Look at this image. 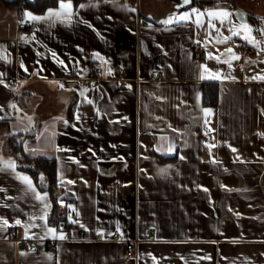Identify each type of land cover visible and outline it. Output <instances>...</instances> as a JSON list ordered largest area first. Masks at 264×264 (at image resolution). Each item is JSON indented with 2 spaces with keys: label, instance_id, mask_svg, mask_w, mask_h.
Returning a JSON list of instances; mask_svg holds the SVG:
<instances>
[{
  "label": "crops",
  "instance_id": "obj_1",
  "mask_svg": "<svg viewBox=\"0 0 264 264\" xmlns=\"http://www.w3.org/2000/svg\"><path fill=\"white\" fill-rule=\"evenodd\" d=\"M6 1L0 0V157L14 159L17 168L0 171V217L9 222L0 221V264H264V136L258 135L264 133V80L251 79L264 75V51L240 36L215 43L207 16L200 27L195 16L179 25L159 23L191 7L219 5L244 10L258 30L264 27V0H214L179 11L177 0L72 1L71 21L55 24L26 20L30 11L18 18L16 6ZM232 21L239 23L235 16ZM214 23L231 35L227 25ZM252 35L264 41L259 31ZM197 41L202 60L193 56ZM227 48L241 57L231 68L207 58ZM200 64L221 78L201 80ZM93 66L97 80L79 86ZM117 69L124 70L122 84ZM83 88L92 104L80 96ZM212 88L216 105L204 106ZM204 108L212 110L207 117ZM161 137L175 144L172 153L165 154L168 142ZM208 144L215 146L209 150ZM56 146L70 151L57 152ZM37 158L56 160L58 212L68 230L48 222L52 200L40 188L45 181L38 175L37 185L27 172ZM16 173L31 179L35 193ZM36 193L47 194L46 200ZM45 211L47 227L65 239L45 235L39 219ZM133 240L136 256L129 258L124 242Z\"/></svg>",
  "mask_w": 264,
  "mask_h": 264
},
{
  "label": "snow or ice",
  "instance_id": "obj_2",
  "mask_svg": "<svg viewBox=\"0 0 264 264\" xmlns=\"http://www.w3.org/2000/svg\"><path fill=\"white\" fill-rule=\"evenodd\" d=\"M59 2V7L56 9L53 8H49L47 10V12L42 15V16H36L33 15L31 12H25L24 13V17L26 20L28 21H34V22H40V21H51L53 24H55L56 22H70L71 18L74 15L73 12V4H72V0H58ZM192 3V0H181V3L178 4L176 7L179 8H183L186 7L188 5H190ZM86 5L81 4L79 7L80 8H84ZM131 11H135V9H130ZM195 16V23L198 27L202 26L204 23V17L207 16L208 18V29H211L215 32V37L213 38V32L210 31L208 33V36L210 38L214 39L215 43L218 44H222V43H226L228 41H230L232 39L233 36H240L242 39H244L245 41H247L249 44H251L252 46L256 47L258 49V51H264V41H260L257 40L252 33L254 31H259L261 36H264V27L256 30L254 29L251 25H249L244 19V14L237 12V13H233L231 12L228 8L225 7H220L219 5H217L214 8H205L203 10L197 8V7H191L189 11H184V12H177V13H172L170 14L166 19L159 21V23L163 24V25H172V24H182V23H187L189 21L192 20V17ZM235 16L240 22L238 24L233 23L232 21V17ZM109 19H111V17H109ZM214 21H218L221 27H224L225 25L228 26V31L231 32V35L229 36H224L223 33L220 32V29L216 27V24L214 23ZM85 23H87L86 21H84ZM89 27H91V25H88ZM149 27H151V25H149ZM168 30V29H165ZM21 39H24V37H21ZM212 42V39L206 40L205 41V47L207 46L208 43ZM197 43H200L199 41H197ZM53 57L56 56L55 53H52ZM227 55L228 59L227 60H221V56ZM207 58L208 59H216L217 63H227L228 66L231 68L232 64L231 62L234 60H239L241 59V57L237 54L234 53L232 48H227L225 50L224 53H221L220 56H216L213 57L212 53L209 52L207 54ZM93 59H97L102 61L103 63L107 64L109 63L108 61L104 60V57L100 56L99 53H93ZM262 63H264V61H261ZM60 64H63V61H59ZM21 67L23 68L24 65L21 64ZM201 69L200 72V79H220L221 78V74L219 71L213 72L212 70H210L205 64H200L198 66ZM25 71H27V69L25 68ZM107 75H111L112 74V69L108 68L106 71ZM3 74H0V76H2ZM234 79V78H233ZM251 79H259V80H264V75H259V76H253L251 77ZM0 83H3V80L0 79ZM7 86V85H5ZM60 88H64L63 84H59ZM127 87L131 88V85H127ZM88 91V89L83 88L80 90L79 94L80 96L84 97V99L87 101V103L92 104L93 101L88 99L85 96V93ZM197 99L199 100V97H197ZM12 108H16L15 104H10L9 105ZM0 111H3V108H0ZM17 111H19V109H17ZM211 109L208 108H204L203 112L205 114V116L207 117L208 115L211 114ZM0 119H4V117L0 116ZM26 119L29 121V123L31 124L32 122V117H26ZM62 119V118H59ZM77 120H79V115H77L76 117ZM124 119H127V117H124ZM157 119H160L159 117H157ZM65 124L68 123V121H64ZM205 123L208 124L210 123L208 120H205ZM25 131H27L28 129H24ZM173 131H177L176 129H173ZM212 129L209 128L208 132H211ZM207 135V132L205 133ZM12 135H14V133H12ZM258 135L264 136V133H259ZM162 140H164L165 142L169 141L168 137H161ZM26 143V142H25ZM209 150H211L215 145L212 144H208L206 145ZM175 148V144L168 142V146L167 149L165 150V154L168 153H172L173 150ZM26 150H28L26 148ZM55 150L57 152L60 151H70L69 149H64V148H60L59 146H56ZM157 151H161V148H157ZM233 152H236L237 150L235 148L231 149ZM32 151H37L35 149H33ZM69 159H73L72 157H69ZM181 160L184 159L183 156L180 157ZM237 159H239V157H237ZM78 163V161H76ZM213 163H216L215 160L212 161ZM171 167V166H169ZM16 168H17V164L16 161L12 158H8V159H4L3 157H0V171H6V170H10L12 172H16ZM160 172L162 174H166L167 173V169L166 168H162L160 169ZM17 179L21 180L23 183H25L28 187V189L32 192L35 193V188L32 184L31 179L26 176V175H21L19 173H16ZM41 180H43V176L41 175ZM58 180H61V183H63V180L61 179L60 175H58ZM67 183L72 184L74 183V181L68 180ZM0 191H4V189H0ZM204 191H207V189H204ZM46 196L47 194H44L43 196L40 193H36L35 194V198L39 201H44L46 200ZM60 204L62 207H67L69 209H71V212H75L76 216L78 217L80 215V213L78 211H76L75 208H73L71 205H65L63 203V201H60ZM50 207V205L45 204V209H48ZM48 216V212L45 211L43 213L42 216L39 217V219L44 220L45 221V227L47 228V232L45 233V235L51 234L52 238L54 239H60L63 240L65 239V236L62 232H60L59 234L57 233V229L55 227H47V223H46V217ZM30 219H33L32 217H30ZM69 220L72 223H79L78 219H73L71 215H69ZM0 221H2V224L4 226H8L9 222L7 219H4L3 217H0ZM15 223L17 225L21 224V221L19 219H17L15 221ZM37 225L33 224L30 227H36ZM26 228L28 226H25ZM81 228H85V225L80 224ZM87 230V229H85ZM116 231L119 232L120 231V227L119 224H117L116 227ZM99 235H101V237L103 238L104 233L103 232H98ZM110 234V233H109ZM26 236H27V232H26ZM21 255H24V253H21ZM48 259H52V257H48Z\"/></svg>",
  "mask_w": 264,
  "mask_h": 264
},
{
  "label": "trees",
  "instance_id": "obj_3",
  "mask_svg": "<svg viewBox=\"0 0 264 264\" xmlns=\"http://www.w3.org/2000/svg\"><path fill=\"white\" fill-rule=\"evenodd\" d=\"M76 6L81 0H72ZM214 0H192V6L197 5L199 7H206L212 4ZM58 0H15L6 1V4L16 6L18 18H22L25 11H30L36 14H42L47 9L58 5ZM217 92L215 88L206 90L203 97L204 106L216 105ZM27 172L32 176L34 182L38 185V175H42L45 181L44 186H40L41 189L48 191L52 200V212L49 220H55L60 223L64 220L65 216L59 214L57 203V164L54 159H42L37 158L34 160V166L27 169ZM40 185V184H39ZM49 222V221H48Z\"/></svg>",
  "mask_w": 264,
  "mask_h": 264
},
{
  "label": "built area",
  "instance_id": "obj_4",
  "mask_svg": "<svg viewBox=\"0 0 264 264\" xmlns=\"http://www.w3.org/2000/svg\"><path fill=\"white\" fill-rule=\"evenodd\" d=\"M139 25H144L145 24V19L143 17H140L138 20ZM242 51L246 55H250L252 51L250 48L246 45L241 46ZM192 51H193V56L196 60H202L204 57V49L202 48L201 43L194 42L192 45ZM123 76H124V70L122 69H117L116 70V77L118 78L117 81H120L121 84L123 83ZM98 77V68L96 66H93L88 73L87 77L79 82V86H86L90 85L91 82H94L97 80ZM49 223L51 225H54L60 229L68 230V227L65 224H60L56 222L55 220H49ZM115 236H118L119 233L117 231L114 232ZM138 240H133V241H125V253L126 256L129 258H133L136 256V250H135V245L137 244Z\"/></svg>",
  "mask_w": 264,
  "mask_h": 264
},
{
  "label": "water",
  "instance_id": "obj_5",
  "mask_svg": "<svg viewBox=\"0 0 264 264\" xmlns=\"http://www.w3.org/2000/svg\"><path fill=\"white\" fill-rule=\"evenodd\" d=\"M8 1L11 2V1H15V0H8ZM177 1H178V4L181 3V0H177ZM178 4H176V6H177ZM191 4H192V3H191ZM191 4L188 5V6H186V7L179 8V9L175 6V10H176V11H179V10H181V9L188 8L189 6H191ZM237 12L243 13V14H244L243 19H244L246 22H248V19H247L248 14H247L244 10L237 9V10H236V13H237ZM238 21H239V20H238ZM239 22H240V21H239ZM248 24L250 25V23H248Z\"/></svg>",
  "mask_w": 264,
  "mask_h": 264
}]
</instances>
